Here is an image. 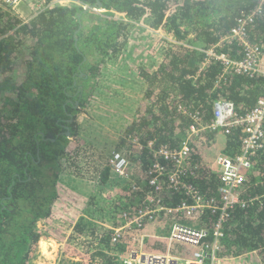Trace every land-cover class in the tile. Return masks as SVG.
<instances>
[{"label":"trees","instance_id":"obj_1","mask_svg":"<svg viewBox=\"0 0 264 264\" xmlns=\"http://www.w3.org/2000/svg\"><path fill=\"white\" fill-rule=\"evenodd\" d=\"M37 1L45 8L24 21L0 0V264H32L42 238L38 225L54 214L64 170L71 187L81 191L69 177L78 173L73 168L78 167L77 153L71 147L81 130L78 115L86 105L89 85L101 76L102 63L111 57L110 52L127 47L129 27L143 19L157 34L162 31L171 39L154 70L146 66L137 69L146 89L122 141L130 144L134 160L140 162L145 173L153 157L148 142L175 148L189 137L192 164L187 180L205 198H219L221 175L212 166L221 153L237 156L244 135L240 126L229 132L210 128L214 105L221 99L231 100L239 114H247L264 97V76L225 72L220 62L203 66L204 49L220 42L237 18L255 9L260 0H101L105 14L116 12L118 17L95 23L89 31H85V15L99 11L85 12V7L97 0H71L68 4ZM248 34L264 49V2ZM222 50L233 58L245 54L236 43L226 42ZM93 54H99L101 60L93 61ZM193 123L204 129L191 134ZM134 137L142 148H133ZM79 142L74 140L75 144ZM87 148L94 154L95 148ZM164 164L169 170L173 168L171 162ZM91 176L98 178L94 179L98 189L120 186L116 195H122L131 206L122 214H135L147 204L144 196L155 194V186L148 184L147 177L146 188L134 191L130 182L112 183L117 177L109 167L96 166L87 177ZM161 184L159 197L165 204L177 205L189 199L184 192L171 189L165 177ZM241 191L244 203L235 206L224 223L218 256L239 258L241 264H264V153L255 157ZM97 193L90 192L91 203L96 206L103 202L96 201ZM217 215L205 208L197 216L196 221L210 231L201 239L202 244L212 246L215 242ZM154 221L146 220L140 228ZM85 223L88 221L80 217L76 232L91 233L98 239L95 253L86 264H127L114 251H125L122 242L131 231L114 244L112 231L98 237V227ZM148 244L150 251L170 250L177 256H192L197 250L193 245L167 244L160 239L149 240ZM62 262L85 264L75 259Z\"/></svg>","mask_w":264,"mask_h":264},{"label":"built area","instance_id":"obj_2","mask_svg":"<svg viewBox=\"0 0 264 264\" xmlns=\"http://www.w3.org/2000/svg\"><path fill=\"white\" fill-rule=\"evenodd\" d=\"M3 1L9 7L15 9L23 0ZM67 1L70 2L71 0ZM263 2L264 0H260L255 9L249 12H243L237 18L235 26L231 28L229 33L220 42L204 49L206 56L203 66L212 62H220L225 72L232 71L238 74H261L264 76V49L253 43L249 39L248 34L249 28L253 25L256 17L262 12ZM38 3H40L38 5L40 10H43L45 6L39 1ZM226 42L236 43L241 46L245 52L244 56L242 58H233L223 52L222 49ZM180 108L183 109L182 106ZM235 126L243 128L244 136L241 152L235 157L221 153L217 156L212 166L221 175L219 198H205L199 188L193 182L187 180L192 164L191 141L189 137L184 138L179 146L175 148H169L163 145L156 146L154 142H148L147 147L153 157L151 167L145 172V175L148 178V184L155 186V194H146L144 201L147 204L145 206L139 208L133 215L122 214V222L118 226H115V224L112 225V242L116 244L126 232L140 229L144 225V221H156L164 216L169 219L171 218L173 222V227L169 235L170 240L185 245H193L197 250L191 258L186 259L180 258L170 252L159 253L146 249L140 252H133L128 258L116 251L115 255L119 259L127 264H217L220 259L218 253L221 250L219 239L223 236L222 228L224 223L228 221L230 211L238 204L244 203L241 189L247 181L249 173L253 170L255 157L264 153V97L245 115L237 112L236 105L231 100L221 99L216 101L214 105V117L209 127L213 130L229 132ZM203 129L204 127L197 125V123H193L190 126L191 134H197ZM132 141L133 148H142L137 137L132 138ZM81 152L83 154V151ZM82 154L75 156V163L83 161V159L91 160ZM127 156L122 150H114L108 157L107 167L110 168V173L123 180L122 182L124 184L130 182L132 190L140 191L141 186L133 179L134 171L131 166L132 162ZM63 162L65 166L68 165L66 160H63ZM167 162L172 163V169H167V166L164 164H167ZM95 165L100 166V164ZM92 170L93 168L88 169V173L91 174ZM162 177H165L171 189L184 192L186 198L189 199H185L177 205L162 202L161 197H159L163 188L161 184ZM119 187H116V190ZM205 208H209L218 214V220L215 223L213 232L215 242L212 246L202 244L201 239L207 236L210 231L201 225L200 222L196 221L197 216L202 214ZM187 220H190L192 223H187ZM71 229L72 232H70V235L78 242H82L81 239L85 238L83 235L98 241L92 235L76 232L74 222L71 225ZM99 235L100 233H97L98 237ZM47 240L50 246L56 245L62 247L66 243L64 241L58 244L52 237ZM95 241L92 242V248L97 245ZM54 250V248H51V252ZM90 258L91 255L85 259L86 262L90 261Z\"/></svg>","mask_w":264,"mask_h":264},{"label":"rangeland","instance_id":"obj_3","mask_svg":"<svg viewBox=\"0 0 264 264\" xmlns=\"http://www.w3.org/2000/svg\"><path fill=\"white\" fill-rule=\"evenodd\" d=\"M55 3L68 4V1L59 0ZM39 4L37 0H23L17 8L12 10L17 14L21 10V6L23 10H30V14H36L41 11L38 7ZM116 17H118L116 12L112 16H109L105 14L104 10H99L95 15L86 14L84 21L85 31L91 30V27L95 23H103L110 18ZM158 32L161 34H157L153 28L149 27L145 19L138 24L135 23L134 26H130L127 47L117 53L110 52L111 57L107 58L100 66L101 76L89 85L86 105L78 115L81 129L80 134L79 137L74 139L80 142L75 144L73 140L71 147H75V153L77 154H82L81 150H79L82 149V155H85L88 149L87 147H89L88 142H95L96 146L91 144L96 149L95 155L93 154L95 160H93L94 163L88 159L77 162L78 167H74V170L75 172L78 170V173L73 174V177L69 176L77 182L81 191H84V196L82 198L80 197L79 201L76 198L78 195L72 189L67 190V193L63 194V196L68 195L69 199L72 198L74 200L75 210L78 208V203L79 208L69 215L68 212L62 211V208L60 209V206L57 204L54 207L55 212H58H54L51 218L45 221L42 220L39 223L38 227L43 240L39 242L38 249L31 261L32 264H63L62 261L64 259H75L76 261L87 263L85 259L95 253V249L92 248V242L95 240L83 235L85 238L81 239L82 242H78L70 235V232H72L71 225L80 214V217L85 218V222L88 221V223L94 224L92 227L97 226V233L100 234L107 233L109 230L113 232L112 225L115 224V226H118L122 222L123 217L121 215L123 211L131 207L129 205L130 202L127 199H121L120 202L118 199L122 198V195H116V189L114 188L110 189L108 186H103L98 189V186L93 183L95 182L94 179H98L97 177L90 179L82 176L84 174H90L88 173V169H94L95 164H100L99 168L102 169L107 167V160L111 152L114 150H122L127 155H131V166L133 171L136 172V176L133 175V179L141 186V189L146 188L147 178L144 179L146 175L141 168L142 165H140L138 160H134V156L130 150V144L123 142L122 138L127 126L134 116H136L138 104L142 100L146 89V82L138 74L137 69L141 66H146L150 70H154L163 59L164 46L168 45V41L171 39L164 37L166 35L162 31ZM98 55H90V58L93 61L96 60L99 62L101 57ZM79 145H81L80 148ZM62 177H67L65 176V172H62ZM68 180L66 178L65 181L59 182V188L61 189L62 184L66 185V181ZM90 192H99V194L97 193L96 201L98 203L103 202L98 206L95 203L92 204L90 200L92 194ZM135 200L137 201V198ZM111 202L114 203L110 205ZM135 204H133V208H135ZM86 208L91 211H87ZM99 211H102V213H96ZM90 213L94 214V216H91ZM59 220L68 221L64 225H61L59 224ZM170 221L171 232L173 227L171 218ZM88 223L85 224L90 225ZM154 225L155 221L147 224L142 229H135L125 235V240L122 242L125 251L121 252V254L129 258L133 252L148 250V241L155 239V233L153 232ZM90 234L88 233L87 235ZM50 237L58 242V244L64 241L66 243L62 247L56 245L50 246L47 240ZM51 248L55 250L51 252ZM114 253H116V250Z\"/></svg>","mask_w":264,"mask_h":264},{"label":"crops","instance_id":"obj_4","mask_svg":"<svg viewBox=\"0 0 264 264\" xmlns=\"http://www.w3.org/2000/svg\"><path fill=\"white\" fill-rule=\"evenodd\" d=\"M20 9L21 10H19L16 15H18L24 21L30 20L35 15V14H30L31 13L30 10H23L21 6H20ZM27 9H28V7H27ZM88 144L92 148H95L93 146V145H95V142H88ZM91 144H93V145H91ZM94 150L96 151V149H94ZM85 155H86L87 158H90L91 160H95V156H93V154H92V149H87ZM64 172H66V171H64ZM71 176L73 177V175H71ZM87 176L89 177L90 175H87ZM61 178H62V181H65L64 177H61ZM90 179H92V176L90 177ZM117 181H121L122 182L123 180H121L120 178L117 177V179L114 182H112V183H116ZM69 189H72V191L75 192L76 195H78V197L76 196V198L79 201H80V197L82 198L84 196V191H76V190H74L67 181H66V185L62 184L61 189H60V198H58V200H57L58 202L56 203V205L58 204L60 206V209L62 208V211H66V212L69 213V215H71L72 212H75L79 208V203H78V208L75 210L74 209V205H75L74 200L72 198L69 199L68 195L63 196V194H66L67 190L69 191ZM116 191H118V190H116ZM120 193H122V191ZM118 195H120V194H118ZM72 197H73V195H72ZM122 199L124 200L125 198L122 197ZM54 212H55V210H54ZM57 212H55V213H57ZM69 215H66V216H69ZM80 215H79L78 218H76L77 220L75 219L74 226L76 225L78 219L80 218ZM62 217H64V216H62ZM59 221H60L59 224L64 225L68 220H59ZM186 222L190 223V224L192 223V222H188V221H186ZM170 228H171V221H170V219L168 217H164L163 216L159 220H156L155 221V225H154V230H153V232L155 233V241L160 239V240L165 241L167 244H169L171 242H174V241H171L170 237H169ZM117 252L121 254V252H119V251H117ZM155 252H159V253L170 252L171 254H173V252H171L170 250H167V251H155ZM178 257L186 259L187 257L191 258L192 256H178ZM217 264H241V259H239V258L238 259H236V258H232V259L220 258L218 260Z\"/></svg>","mask_w":264,"mask_h":264},{"label":"water","instance_id":"obj_5","mask_svg":"<svg viewBox=\"0 0 264 264\" xmlns=\"http://www.w3.org/2000/svg\"><path fill=\"white\" fill-rule=\"evenodd\" d=\"M103 9V3L101 0H97L96 3L88 5L85 7V12H88L89 10H102Z\"/></svg>","mask_w":264,"mask_h":264},{"label":"clouds","instance_id":"obj_6","mask_svg":"<svg viewBox=\"0 0 264 264\" xmlns=\"http://www.w3.org/2000/svg\"><path fill=\"white\" fill-rule=\"evenodd\" d=\"M102 10H104V9H102ZM97 11H99V10H97Z\"/></svg>","mask_w":264,"mask_h":264}]
</instances>
